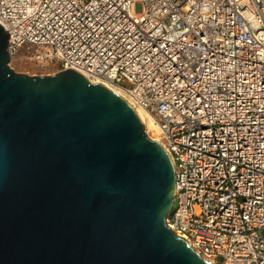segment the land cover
Segmentation results:
<instances>
[{
    "label": "built area",
    "instance_id": "2783aa9c",
    "mask_svg": "<svg viewBox=\"0 0 264 264\" xmlns=\"http://www.w3.org/2000/svg\"><path fill=\"white\" fill-rule=\"evenodd\" d=\"M0 25L11 57L45 49L153 118L175 234L215 264H264V0H0Z\"/></svg>",
    "mask_w": 264,
    "mask_h": 264
},
{
    "label": "water",
    "instance_id": "95a60500",
    "mask_svg": "<svg viewBox=\"0 0 264 264\" xmlns=\"http://www.w3.org/2000/svg\"><path fill=\"white\" fill-rule=\"evenodd\" d=\"M8 45L0 25V264H215L168 227L174 162L134 105Z\"/></svg>",
    "mask_w": 264,
    "mask_h": 264
},
{
    "label": "rangeland",
    "instance_id": "374dc122",
    "mask_svg": "<svg viewBox=\"0 0 264 264\" xmlns=\"http://www.w3.org/2000/svg\"><path fill=\"white\" fill-rule=\"evenodd\" d=\"M38 53L44 58L36 59ZM46 54L47 50L45 49L37 51L36 48H23L12 57L10 67L17 73L29 76H48L59 73L55 61L51 57L47 58ZM217 262H220V260H217Z\"/></svg>",
    "mask_w": 264,
    "mask_h": 264
},
{
    "label": "bare ground",
    "instance_id": "6f19581e",
    "mask_svg": "<svg viewBox=\"0 0 264 264\" xmlns=\"http://www.w3.org/2000/svg\"><path fill=\"white\" fill-rule=\"evenodd\" d=\"M98 84H103L106 85L107 87H109L110 89H112L114 92H116L117 94L121 95L122 97L126 98L128 100V98L125 96L124 93H122L121 91L117 90L116 88H114L113 86L107 84V83H98ZM136 108L137 113L139 114V116L141 117V119L143 120V122L145 123V128H146V132L147 134L152 138V139H156V140H160L162 137V133L161 131L158 129V127L156 126V124L154 123L153 118L147 114L145 111H143L142 109H139L138 107L134 106Z\"/></svg>",
    "mask_w": 264,
    "mask_h": 264
}]
</instances>
